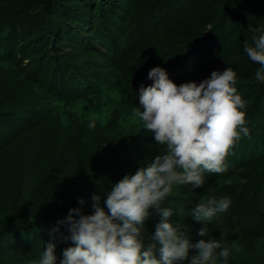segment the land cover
Here are the masks:
<instances>
[{
  "label": "trees",
  "instance_id": "1",
  "mask_svg": "<svg viewBox=\"0 0 264 264\" xmlns=\"http://www.w3.org/2000/svg\"><path fill=\"white\" fill-rule=\"evenodd\" d=\"M177 1L0 0V153L22 131L57 117L64 147L83 148L91 165V191L82 197L83 205L74 198L22 219L9 205L1 207L0 245L20 242L24 249L43 250L51 242L60 262L74 242L68 226L59 222L72 209L94 214L93 195L148 167L159 154L135 111L140 87L153 84L148 73L154 67L164 68L179 85L219 65L226 18L235 2H214L195 15L174 16ZM260 34L244 27L241 44H252L249 38ZM235 72L255 80L252 70ZM249 98L244 109L249 134L227 157L226 171L205 173L201 188L174 187L163 204L174 212L170 222L195 243L202 225L192 218V209L206 197L230 198L229 210L205 225L208 235L203 237L232 249L227 264H236L264 241V90L258 88ZM80 102L102 116L81 111ZM107 194L99 195L106 212ZM159 222L150 209L146 238ZM40 226L44 230L38 235Z\"/></svg>",
  "mask_w": 264,
  "mask_h": 264
},
{
  "label": "clouds",
  "instance_id": "2",
  "mask_svg": "<svg viewBox=\"0 0 264 264\" xmlns=\"http://www.w3.org/2000/svg\"><path fill=\"white\" fill-rule=\"evenodd\" d=\"M261 32V29H256ZM247 58L264 66V34L246 44ZM153 84L139 90L135 109L143 130L154 136L159 154L146 168L125 175L115 183L101 206V197L92 196L94 214L70 210L60 224H66L74 246L63 251L59 264H227L232 249L216 239H204L210 224L229 210L228 197H206L192 209V218L202 227L193 243L170 218L174 212L163 206L173 188L191 185L201 188L205 173L221 174L227 157L246 126L247 102L236 87L237 73L231 67L212 71L202 82L177 85L162 67L148 73ZM255 80L264 82V71H255ZM162 149V151L160 150ZM83 198L79 200L84 204ZM155 209L160 217L154 234L145 237V221ZM78 217V218H77ZM58 230V229H57ZM56 245L49 242L33 264H57Z\"/></svg>",
  "mask_w": 264,
  "mask_h": 264
},
{
  "label": "rangeland",
  "instance_id": "3",
  "mask_svg": "<svg viewBox=\"0 0 264 264\" xmlns=\"http://www.w3.org/2000/svg\"><path fill=\"white\" fill-rule=\"evenodd\" d=\"M221 1L224 0H178L172 15H195L202 9L210 8L214 2ZM234 1L224 27L227 35L224 57L219 65L202 70L192 81L202 82L210 77L212 71H223L227 67L233 68L234 71L246 68L252 70L254 75L257 69L264 71V66L257 65L247 58L244 53L247 43L241 44L240 38L244 27L248 26L254 31L261 29L259 33L264 34V4L260 5V0ZM237 79L236 87L246 102L251 101L250 93L258 88L264 90V82L238 76ZM77 108L91 116H102L99 111L82 102L78 103ZM103 118L105 122V116ZM63 139L62 125L59 118L54 117L50 122L22 131L10 147L0 153V208L9 205L18 219L35 217L39 213L61 207L70 199L82 198L91 191V165L83 148L69 151L64 147ZM112 187L113 184L106 185L99 195L107 194ZM42 230L44 227L40 226L38 235L42 234ZM11 243L3 241L0 245V264H33L42 252L24 249L20 242ZM240 257L236 264H264V241L252 254Z\"/></svg>",
  "mask_w": 264,
  "mask_h": 264
}]
</instances>
